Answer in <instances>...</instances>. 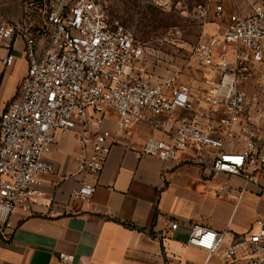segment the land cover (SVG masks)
Listing matches in <instances>:
<instances>
[{
	"label": "built area",
	"instance_id": "obj_1",
	"mask_svg": "<svg viewBox=\"0 0 264 264\" xmlns=\"http://www.w3.org/2000/svg\"><path fill=\"white\" fill-rule=\"evenodd\" d=\"M21 9L17 20L0 14V43L8 51L4 67L14 61L17 39L28 63L16 97L0 114V210L27 212L42 196L41 178L53 173L46 156L57 136L75 135L81 169L97 179L117 138L131 136L140 124L167 136L148 138L141 156L171 162L190 151L205 175L239 177L264 191V147L250 116L255 110L264 128V92L252 99L247 92L251 83L264 84V2L248 16L231 14L223 32L194 47L198 70L209 81L198 93L175 78L151 82L143 49L119 21L109 20L100 0H21ZM198 11L209 15L207 8ZM164 118L174 129L166 130ZM109 123L113 131L105 127ZM235 127L231 146L225 138ZM96 189L83 184L70 199L89 202ZM168 223L173 231L179 227ZM227 234L195 225L186 244L218 255L223 264H264V219L220 249ZM73 259L59 256L64 264Z\"/></svg>",
	"mask_w": 264,
	"mask_h": 264
},
{
	"label": "crops",
	"instance_id": "obj_2",
	"mask_svg": "<svg viewBox=\"0 0 264 264\" xmlns=\"http://www.w3.org/2000/svg\"><path fill=\"white\" fill-rule=\"evenodd\" d=\"M225 1L229 6L224 11L241 17L248 16L254 4L264 2ZM23 48L24 42L15 40L14 61L4 67L8 51L0 43V114L16 97L26 75ZM208 83L202 75L188 84L198 93L207 90ZM179 115L193 118L191 113ZM250 116L264 147L263 124L255 110ZM164 119L166 130L174 129V122ZM105 127L114 130L113 124ZM238 132L235 127L233 136L225 138L228 145L236 144ZM151 137L167 138L147 124L136 126L131 136L118 137L103 173L95 179L81 169L83 155L75 135L57 136L46 156L53 173L41 178L42 196L27 212L0 210L4 228L0 264H64L59 261L61 254L72 256L71 264H223L218 255L186 244L192 226L228 231L220 249L226 248L264 219V191L239 177L205 175L190 151L171 162L141 156ZM83 184L97 187L92 199L71 200V192ZM168 220L179 223L177 230H171Z\"/></svg>",
	"mask_w": 264,
	"mask_h": 264
},
{
	"label": "rangeland",
	"instance_id": "obj_3",
	"mask_svg": "<svg viewBox=\"0 0 264 264\" xmlns=\"http://www.w3.org/2000/svg\"><path fill=\"white\" fill-rule=\"evenodd\" d=\"M100 1L109 20L119 21L143 49L147 78L158 84L171 78L190 83L191 78L202 76L193 49L202 39L223 32L231 14L224 11L229 6L225 0ZM199 7L207 8L209 15L201 16ZM0 14L9 20L20 19L21 0H0ZM247 92L250 99L259 97L264 84L251 83Z\"/></svg>",
	"mask_w": 264,
	"mask_h": 264
},
{
	"label": "trees",
	"instance_id": "obj_4",
	"mask_svg": "<svg viewBox=\"0 0 264 264\" xmlns=\"http://www.w3.org/2000/svg\"><path fill=\"white\" fill-rule=\"evenodd\" d=\"M125 226H126V225H125ZM127 227H128V228H131V229H133V227H131V226H128V225H127Z\"/></svg>",
	"mask_w": 264,
	"mask_h": 264
}]
</instances>
